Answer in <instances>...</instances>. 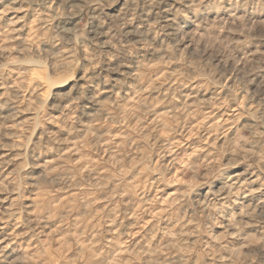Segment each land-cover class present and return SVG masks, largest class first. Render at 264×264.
Instances as JSON below:
<instances>
[{"label":"clouds","instance_id":"clouds-1","mask_svg":"<svg viewBox=\"0 0 264 264\" xmlns=\"http://www.w3.org/2000/svg\"><path fill=\"white\" fill-rule=\"evenodd\" d=\"M0 12L23 13L0 23V109H15L2 118L0 137L17 129L12 143L0 147L23 150L0 158V168L19 162L7 183L0 181V192L16 194L0 211V264H264V0H0ZM202 89L214 99L198 101ZM161 104L171 106L173 119L207 104L226 109L212 143L205 146L202 136L198 146L185 148L192 159L185 157L184 179L166 214L135 245L117 216L93 226L87 253L77 249L74 260L66 248L57 254L56 233L46 229L58 207L50 197L67 186L72 157L63 146L73 156L93 142L102 150L101 141L112 144L113 126L130 146L136 137L119 128L125 116L143 108L138 118L146 120ZM21 111L33 115L10 123ZM154 147L137 160L150 163ZM112 152L127 158L114 145ZM26 168L33 172L21 185L17 178ZM145 172L125 192L132 204H150L149 177L155 173L154 183L166 185L173 169L162 163ZM22 186L38 190L31 204ZM136 216L143 220L142 211Z\"/></svg>","mask_w":264,"mask_h":264},{"label":"rangeland","instance_id":"rangeland-1","mask_svg":"<svg viewBox=\"0 0 264 264\" xmlns=\"http://www.w3.org/2000/svg\"><path fill=\"white\" fill-rule=\"evenodd\" d=\"M0 15L4 14L0 12ZM12 15H23V13H8L4 15V20L0 23H4ZM238 38L242 39V37ZM254 43L255 41H249L248 45L251 46ZM227 83L230 84L231 81ZM164 87L167 88V85ZM145 94L148 95L147 90ZM185 94V98H188L189 90L186 89ZM155 95L153 93L149 96L145 104L151 103L152 97ZM218 95L223 97L224 92H220ZM196 99L204 102L211 101L214 97L210 89H202ZM188 103L194 104V101L188 99ZM225 103L227 104L226 100ZM243 104L242 99L240 110H242ZM177 107H182L179 101ZM145 110L142 108L140 113H134L130 119L125 116L119 125V128H127L136 137L130 146L125 147L124 144L120 143L122 136L116 126H113L111 133L112 144L101 141L102 150L93 142L85 144L82 152L73 156V148L68 145L63 146L64 154L72 157L66 161L68 171L64 179L67 181V186L62 189L58 188L55 195L50 197V199L58 198V207L55 209L56 217L47 221L49 228L46 229L48 236H52L53 232L56 233L52 237V247L57 249V254H60L62 248H66L68 257L74 260V253L77 249L81 253H87L92 243V236L88 233L93 226L98 223L103 226L105 222L111 221L117 216L119 217L116 219L117 225L121 221L124 225V228L120 231L126 230L129 244L135 245L149 231L152 224L155 223L156 217H162L166 214L164 209L167 207L170 197L175 195L176 188L181 186L184 179L182 169H187L188 166L185 157H187V160L192 159V156L184 151L185 148L189 145L198 146L201 143L202 136H204L202 142L205 146L212 143L214 134H219L218 125L224 122L221 114L226 112L225 108H220L218 105L207 104L197 108L195 112L189 109L182 116L180 112H177L176 116L179 119H173L171 106L166 108L165 105L161 104L155 107V112L146 120L138 118ZM235 111H237V108L232 106L231 112ZM14 113L15 109L11 106L0 109V123H3V117L12 116ZM32 115L31 112L21 111L15 121L10 123L22 124ZM181 127L182 131H180ZM7 131L8 136L0 137V142L4 144L12 143L9 136L17 129L13 126L8 128ZM19 131L24 132V128H20ZM40 132L41 129L36 130V134L33 135L34 141ZM166 141L168 143H165ZM222 142V140L217 141V145ZM138 143L143 147L138 146ZM113 145L115 149L124 153L127 158L122 159L121 155L116 152L110 154V148ZM148 145H155L148 153L150 163L143 159L137 160L138 155L140 157L145 155ZM164 148L169 149L168 155H162L161 150ZM22 151L19 148L0 147V158L6 161L16 157ZM29 153H31V145L29 146ZM178 153L182 155L178 156ZM16 163L7 164L5 167L0 168V181H3L4 184L7 183L9 173L14 171ZM162 163L173 169L170 182L166 185L157 186L154 183L156 174L153 173L149 177V180L153 181L151 184L152 191L149 193L151 203H130L131 197L126 195L125 192L131 187V182L136 180L138 183L139 180H144L147 175L145 172L147 167H160ZM32 172L33 169L26 168L20 173L17 179L21 185L24 184V181L29 178V173ZM34 179L33 176L32 180L34 181ZM148 182V180H145V191H147ZM21 191L28 197L25 203L31 204L38 190L31 186L27 188L22 186ZM15 197V193L9 196L8 193L0 192V211H5L11 207ZM47 202V199H45L44 204L47 205ZM65 206L70 210V214L69 211L65 210ZM138 211H142L143 220L136 216ZM61 213H63V217ZM125 213H127L126 218ZM138 221H140L139 224ZM108 226L113 228L112 234L115 235V226L111 224ZM9 230L4 229L5 232ZM108 240L111 241V236L108 237ZM73 241H76V243H73ZM13 247H16V245H13ZM119 255L125 256L127 253H119ZM75 264H83V261H76Z\"/></svg>","mask_w":264,"mask_h":264}]
</instances>
